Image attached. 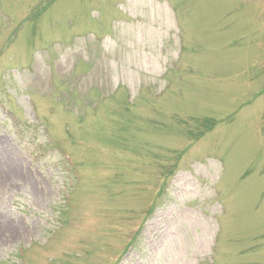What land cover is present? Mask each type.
<instances>
[{"label":"rangeland","instance_id":"rangeland-1","mask_svg":"<svg viewBox=\"0 0 264 264\" xmlns=\"http://www.w3.org/2000/svg\"><path fill=\"white\" fill-rule=\"evenodd\" d=\"M0 264H264V0H0Z\"/></svg>","mask_w":264,"mask_h":264}]
</instances>
